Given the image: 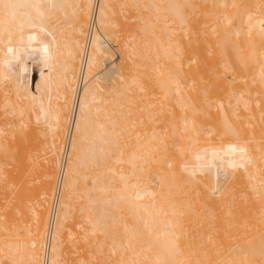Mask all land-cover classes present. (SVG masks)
<instances>
[{"label":"bare ground","instance_id":"obj_1","mask_svg":"<svg viewBox=\"0 0 264 264\" xmlns=\"http://www.w3.org/2000/svg\"><path fill=\"white\" fill-rule=\"evenodd\" d=\"M85 57L51 264H264V0H0V264H41Z\"/></svg>","mask_w":264,"mask_h":264},{"label":"built area","instance_id":"obj_2","mask_svg":"<svg viewBox=\"0 0 264 264\" xmlns=\"http://www.w3.org/2000/svg\"><path fill=\"white\" fill-rule=\"evenodd\" d=\"M86 75H87V66H86V57H85L82 62L80 73L78 76L77 88H76V102H75L74 110L69 125L67 127V131L62 145L60 165L58 169V177L55 185L54 196L50 206V213L47 223L45 242L42 251L41 264H51L53 244L55 241L58 217L60 212L62 189L65 182V177L70 160L72 142L74 137L77 103L86 83Z\"/></svg>","mask_w":264,"mask_h":264},{"label":"rangeland","instance_id":"obj_3","mask_svg":"<svg viewBox=\"0 0 264 264\" xmlns=\"http://www.w3.org/2000/svg\"><path fill=\"white\" fill-rule=\"evenodd\" d=\"M114 43H115V42H114ZM114 47L117 49V48H118L117 44H116V46H114ZM116 58H117V59L119 58V54L116 55ZM118 60H119V59H118ZM109 70H110V69H108V71H109ZM39 127L41 128L42 126H39ZM41 130H43V128H42ZM39 138L42 140V139H44L45 137L40 136ZM40 139H39V143L41 144ZM45 140H46V139H45ZM45 140H44V141H45ZM35 141L38 143V139H36ZM46 142H47V141H46ZM39 143H38V144H39ZM45 144H46V143H45ZM45 144H41L42 147H43ZM43 156L45 157V155L42 153V158L40 157V159H39V161H37V163H36V161H34V163H33V165H35V163H36L35 166L37 167V168L35 167V170H32V168H33L34 166L31 168L32 172H34L33 175H32V173H31V176H32V179H33V180H36V178L38 177V175H40V173H38V171H39L40 169H41V171H42V170H43L44 163H46V162H45L46 160H44V157H43ZM41 167H42V168H41ZM33 169H34V168H33ZM55 169H56V173H57L58 168H55ZM35 171H37V172L35 173ZM41 171H40V172H41ZM56 173H55V176H56ZM35 174H36V176L34 177ZM55 181H56V180H55ZM36 183H37V182H35L34 185H36ZM54 186H55V185H54ZM51 201H52V200H50V202H51ZM49 206H50V204H49ZM49 206H48V209H49ZM19 221H20V219H19ZM73 251L75 252V254H73V256H71V257H73V259H74V258L76 259V256H77L76 254L79 255V251H77V250H73ZM76 251H77V252H76ZM74 255H75V257H74ZM71 260H72V259H71ZM71 263H72V261L70 262V264H71Z\"/></svg>","mask_w":264,"mask_h":264}]
</instances>
